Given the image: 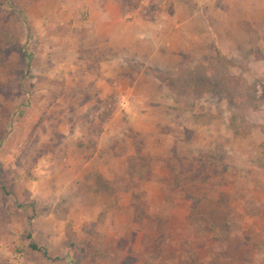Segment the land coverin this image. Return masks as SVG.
<instances>
[{"label":"rangeland","instance_id":"1","mask_svg":"<svg viewBox=\"0 0 264 264\" xmlns=\"http://www.w3.org/2000/svg\"><path fill=\"white\" fill-rule=\"evenodd\" d=\"M113 1L48 73L0 0V264H264V0Z\"/></svg>","mask_w":264,"mask_h":264},{"label":"crops","instance_id":"2","mask_svg":"<svg viewBox=\"0 0 264 264\" xmlns=\"http://www.w3.org/2000/svg\"><path fill=\"white\" fill-rule=\"evenodd\" d=\"M10 6L11 9L5 7L13 18L18 19L19 24H26L34 33L36 41L46 43V47L42 44V49H47H45L44 55L42 52L41 57L46 55V62H50L49 59L52 61L48 65L50 70L45 69L48 73L54 72L52 66L55 50L50 46L53 47L55 43L64 44L62 58L65 62L60 65L61 70L66 67L69 72L71 68L75 73L80 71V65L77 66L75 60L72 62L74 59L72 55L76 51L77 45L86 46L89 44L91 35L87 33L88 28H96L98 34H95L92 40L95 42L107 41L111 50L114 51L115 57L122 55L121 51L125 41L131 45L136 42L134 37L124 39L128 29L124 28L121 8L116 7L113 0H12ZM85 11L93 20L92 22L82 21ZM134 35L137 37L138 33ZM6 36L7 39H11L12 34L6 33ZM27 39V35L24 34L16 40ZM81 42L82 44H80Z\"/></svg>","mask_w":264,"mask_h":264},{"label":"trees","instance_id":"3","mask_svg":"<svg viewBox=\"0 0 264 264\" xmlns=\"http://www.w3.org/2000/svg\"><path fill=\"white\" fill-rule=\"evenodd\" d=\"M119 1L122 3L125 11L135 12L139 8L143 0H119ZM194 213L196 215V212ZM195 215H192V220H194L197 224H200V223L202 224L203 221L200 219V217L198 215L196 216ZM32 248L34 250H38V248L35 245H32Z\"/></svg>","mask_w":264,"mask_h":264}]
</instances>
